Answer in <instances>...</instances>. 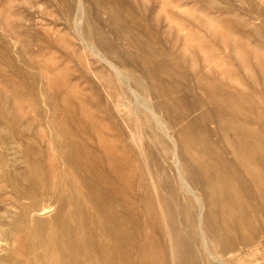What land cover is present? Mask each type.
I'll return each mask as SVG.
<instances>
[{
  "label": "rangeland",
  "instance_id": "1",
  "mask_svg": "<svg viewBox=\"0 0 264 264\" xmlns=\"http://www.w3.org/2000/svg\"><path fill=\"white\" fill-rule=\"evenodd\" d=\"M150 52L164 56L172 72L155 75L143 59ZM211 84L236 97L243 120L258 114L264 124V0H0V223L10 231L0 240V264L27 261L35 236L28 237L26 227L35 233L31 219L37 217L52 228L57 212L56 204L42 213L49 201L40 199L41 210L25 220L21 205L30 200H19L11 184L86 181L112 183L106 186L116 191L119 208H130L146 226L149 243L143 233L141 241L153 254L165 251L151 264H177V236L188 241L198 264H214L202 232L224 264H264V176H254L259 169L264 172V163L236 165L234 157L261 151L236 143L237 134L248 136L260 125L243 124L219 137L217 123L228 126V120L205 122L208 140L221 138L226 157L250 188L249 195L238 192L246 212H232L221 201L223 213L220 203H209L206 190L198 186L196 191L181 163L175 166L174 144L151 114L176 143L181 126L205 109H220L223 95L217 101ZM232 145L239 154L228 149ZM185 182L205 197L203 211L213 210L206 231L199 227L195 205L194 227L182 224L181 212L191 199L183 195ZM165 184L178 192L172 221ZM222 222L238 238L255 236L247 246L220 250L214 234Z\"/></svg>",
  "mask_w": 264,
  "mask_h": 264
},
{
  "label": "bare ground",
  "instance_id": "2",
  "mask_svg": "<svg viewBox=\"0 0 264 264\" xmlns=\"http://www.w3.org/2000/svg\"><path fill=\"white\" fill-rule=\"evenodd\" d=\"M150 53V55H145L143 59L152 67L155 75L159 73L165 74L166 71V74L172 72V67L166 64L164 56H155L154 53ZM208 89L217 101H219V94L223 95L220 101V109H205L200 116L189 120L187 124L181 126L177 131L176 143L174 138L169 136L166 127L161 124L157 114L154 111L151 114L155 118L159 129L164 130L163 135L174 144V158L172 159L175 166L177 167L181 163L184 173L189 181L193 183L192 185L196 188V191L198 186L202 190H206L209 203L211 205L220 203L222 206L218 207L223 213L227 210L221 201L229 203L232 212L244 213L246 212V207L239 200L238 192L242 190L244 195H249L250 188L247 184H243L241 171L239 169L234 170V162L226 157V150L222 146L221 138L215 143L208 140L209 131L205 122L219 117L228 120V126L217 123L215 133L219 137L224 135L225 131L229 129L234 132L238 131V127L243 124L260 125V129L252 130L248 136L241 133L236 136L238 146L241 144L257 145L261 149L258 154L245 150L241 155L239 150L233 145L228 148L241 157L238 159L234 156L235 161H238L236 165L238 163L240 165L242 161L256 164L264 163V124L261 123V118L258 114L246 115L243 120L236 110L234 102L236 97L232 93L222 92L215 84L209 85ZM162 104L163 107L169 106L167 101H163ZM234 122L237 124L234 125ZM256 133L259 136L253 138ZM69 155L72 163L75 164L74 167L78 166V160L73 158L71 154ZM194 165H197L198 168ZM254 169L253 166V172L250 171V174L255 173ZM259 170L258 173L256 171L258 175L254 174V176H259L260 178L264 176V172H260L262 169ZM179 178L184 182L180 176ZM214 181L218 182L216 184L217 187L210 184ZM227 181L237 182L240 185L237 187L226 183ZM260 182L256 180L253 183L260 184ZM89 183L90 181H86V184H36L34 182L26 185L11 184L14 194L19 200H30L29 203L21 205L25 220L30 212L41 210L38 207L40 199L49 201L46 207H42V213L50 211L56 204L57 212L53 216L52 228L48 227L46 220H41L37 217L31 219L35 225V233L28 226L26 227V233L31 238L34 235L35 240L33 249H29L30 255H28L27 261L14 259L9 261L8 264H151L155 256L160 258L161 255H165V251L162 248L156 251L155 254L151 253L147 247L148 244L141 241L143 233L144 238L149 243L148 230H146L145 225L139 222L137 215L130 208H119L121 200L114 196L116 191L114 188L106 186L112 183L108 181H105V184ZM190 185L186 184V182L181 184L184 197L189 196L191 198L181 212L184 213L185 218L182 224L186 225L189 230L194 227L195 217L191 209L195 205L197 208L199 207L197 216L199 227L206 231L205 225L209 228L213 210L208 208L203 211V207L206 206L205 197L197 196L192 188L193 186L191 185V187ZM261 185L264 186V184ZM164 188L166 193L164 202L172 221L174 219L172 208L177 206L178 192L168 184H165ZM144 194L145 192H143L142 198H144ZM146 197L147 195H145ZM147 201L149 202L148 199ZM147 212L149 215L151 214L150 206L147 208ZM22 225L26 226V224ZM155 225L157 227V224ZM1 227L0 223V240H2V237L5 238L10 232L2 230ZM253 235L255 236V232L251 236L242 235L238 238L236 233L231 234V232H228L227 225L222 222L221 228H218L217 231L215 230L214 242L220 250L229 249V251H234L238 244L247 246ZM176 239L178 248H175L173 258L175 257L177 264H198L195 257H192L188 241L178 236ZM206 240L202 232V244L207 251L209 259L214 264H224V259L221 260L212 252Z\"/></svg>",
  "mask_w": 264,
  "mask_h": 264
}]
</instances>
